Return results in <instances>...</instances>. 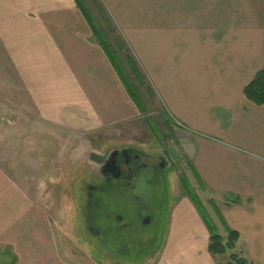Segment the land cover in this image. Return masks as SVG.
<instances>
[{"label":"crops","instance_id":"0c3cea01","mask_svg":"<svg viewBox=\"0 0 264 264\" xmlns=\"http://www.w3.org/2000/svg\"><path fill=\"white\" fill-rule=\"evenodd\" d=\"M94 1L119 21L125 40L118 43L128 45L141 83L150 84L175 123L190 184L212 195L238 233L232 253L264 264V105L243 95L264 68V0ZM82 7L93 17L88 0H0V58L20 60V45L28 58L37 46L36 62L20 69V85L33 91L37 107L49 109L47 122H70L69 105L58 101L63 96L81 101L83 123L114 127L140 112ZM5 170L0 165V264H69L33 205L35 193ZM189 203L178 216L182 241L170 243L176 255L162 264H226L208 253L207 228Z\"/></svg>","mask_w":264,"mask_h":264},{"label":"rangeland","instance_id":"374dc122","mask_svg":"<svg viewBox=\"0 0 264 264\" xmlns=\"http://www.w3.org/2000/svg\"><path fill=\"white\" fill-rule=\"evenodd\" d=\"M88 4L96 25L103 31L123 68L128 70L148 114L140 113L137 118L114 127H96L83 123L79 99L66 101L60 96L58 101L69 105L66 106L68 116L61 115L70 122L65 126L47 122L49 109L37 107L33 91L20 85V69H24L28 62H36L33 58L39 50L37 46L33 47L26 58L28 49L20 45V60L0 58V165L6 169V176L25 181L24 184L35 193L33 205L40 209L42 222H48L53 229L60 257L67 263L162 264L176 255L175 251H170L171 244L182 241V229L180 234H175L180 229L178 216L184 204L190 205L182 177L199 198L211 221L217 223L222 237L224 228L219 218L216 219L218 207L212 195L192 187L186 177L187 159L175 123L166 118L158 96L154 91L150 93V84L145 82L144 86L128 69L124 61L128 56L125 54L128 45L124 47L118 43L125 40L116 26L120 25L119 21L110 18L109 11L102 10L94 0H88ZM125 148L165 151L173 165L158 183L150 184L140 178L133 182L134 189L113 192V200L101 212L102 216L120 214L133 227L130 231L120 232L113 220L104 222L102 227H108L107 231L101 240H97L85 232L80 213V202L84 199L83 183L90 181L91 169L96 167L88 156L90 153L104 156ZM143 206L148 207L152 216L151 224L144 227L135 223ZM170 231L174 234L171 233L169 238ZM124 247L128 254H124ZM148 253L151 256L148 255L143 262H136ZM231 254L232 251L228 252L219 261L229 264Z\"/></svg>","mask_w":264,"mask_h":264},{"label":"flooded vegetation","instance_id":"af4514ba","mask_svg":"<svg viewBox=\"0 0 264 264\" xmlns=\"http://www.w3.org/2000/svg\"><path fill=\"white\" fill-rule=\"evenodd\" d=\"M103 162L96 164L91 169L90 181L83 183V200H81L80 213L83 218L85 232L101 240L106 227L103 229L102 223L111 222L116 224L117 231H130L133 224L126 223L120 214H112L102 216L101 212L109 207L112 202L113 192L122 189H134L133 182L140 178L147 183H158L163 180L164 172L173 165V160L165 152H145L135 148H125L109 152L102 156ZM84 202V203H83ZM138 218L135 223L138 226H147L152 222V216L148 207L140 208ZM124 254H128L124 247ZM146 255H142L143 262ZM151 256V255H150Z\"/></svg>","mask_w":264,"mask_h":264},{"label":"trees","instance_id":"16d2710c","mask_svg":"<svg viewBox=\"0 0 264 264\" xmlns=\"http://www.w3.org/2000/svg\"><path fill=\"white\" fill-rule=\"evenodd\" d=\"M84 14L86 16V19L88 21V24L90 26L94 39L96 40V42L101 47L106 57L110 61L116 74L120 78L126 92L130 96L135 106L137 107L138 111L142 114L147 115L148 111L145 110V107L141 99L138 96L137 88L133 85V82L129 78L128 70L123 68L122 63H120V61L118 60L116 56V52L112 49L110 43L107 41L106 37L103 34V31L96 25L95 20L92 17V15L87 11H85ZM124 61L126 65H128L129 67L128 69L133 73L135 78L141 83L142 82L141 76L136 70L134 63L127 56L125 57ZM243 95L246 101L253 104L254 106L262 107L264 105V68L258 71L256 75L254 76V78L244 87ZM147 120L149 121L150 119L148 118ZM153 126L155 127L154 124ZM155 130H156V127H155ZM181 181H182L183 187L186 190L187 195L192 205L196 209L198 215L200 216L204 225L207 228V231L209 234V244H208V249H207L208 253L213 257H225L228 252H231L232 250H234L235 244L237 243L239 239L238 233L235 231H232L226 226L225 222L220 216V213L218 212V210H216V215L221 221L224 231L227 234L226 239H224L219 234L218 229L216 228L214 223L211 221L202 203L200 202L199 198L196 196L194 191H192V188L190 187V185L183 179V177L181 178ZM232 202L238 203L236 199H234V201ZM8 264H14V261H11ZM229 264H248V262L244 259L239 258L235 254H231L229 256Z\"/></svg>","mask_w":264,"mask_h":264},{"label":"water","instance_id":"95a60500","mask_svg":"<svg viewBox=\"0 0 264 264\" xmlns=\"http://www.w3.org/2000/svg\"><path fill=\"white\" fill-rule=\"evenodd\" d=\"M88 159L98 165L101 164L104 160L102 156L95 153H90Z\"/></svg>","mask_w":264,"mask_h":264}]
</instances>
